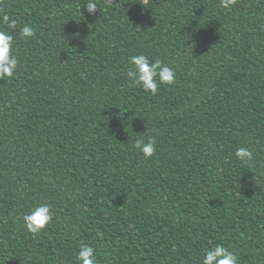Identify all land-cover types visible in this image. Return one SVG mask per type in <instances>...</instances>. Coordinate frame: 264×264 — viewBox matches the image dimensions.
<instances>
[{
  "label": "trees",
  "instance_id": "1",
  "mask_svg": "<svg viewBox=\"0 0 264 264\" xmlns=\"http://www.w3.org/2000/svg\"><path fill=\"white\" fill-rule=\"evenodd\" d=\"M114 1L0 0L19 59L0 80V264H77L81 243L98 264H201L210 244L264 264V0ZM139 53L176 83L128 86ZM37 202L53 216L33 235Z\"/></svg>",
  "mask_w": 264,
  "mask_h": 264
},
{
  "label": "clouds",
  "instance_id": "2",
  "mask_svg": "<svg viewBox=\"0 0 264 264\" xmlns=\"http://www.w3.org/2000/svg\"><path fill=\"white\" fill-rule=\"evenodd\" d=\"M111 4L112 0H104ZM235 0H220V6L228 9ZM88 14L94 15L98 7V0H87L82 7ZM17 20L0 9V80L12 79L18 69L19 59L15 53ZM19 38L27 41L35 37V28L28 23L19 27ZM128 86L138 87L145 93L155 96L161 86H171L176 83V71L159 58L151 59L144 53L134 54L127 58V67L123 70ZM157 141L154 136L147 139L140 138L133 142V148L145 159L154 156L157 150ZM242 163L253 159V152L246 147H238L233 153ZM52 207L49 203L37 202L21 217L23 228L37 235L52 221ZM97 235H102L97 233ZM77 264H98L96 250L93 246L81 243L75 254ZM201 264H238V256L223 244H210L203 250Z\"/></svg>",
  "mask_w": 264,
  "mask_h": 264
},
{
  "label": "water",
  "instance_id": "3",
  "mask_svg": "<svg viewBox=\"0 0 264 264\" xmlns=\"http://www.w3.org/2000/svg\"><path fill=\"white\" fill-rule=\"evenodd\" d=\"M116 2V0L114 1V3Z\"/></svg>",
  "mask_w": 264,
  "mask_h": 264
}]
</instances>
